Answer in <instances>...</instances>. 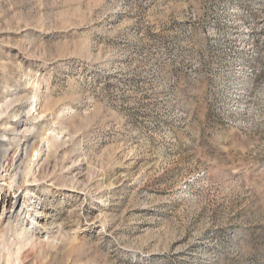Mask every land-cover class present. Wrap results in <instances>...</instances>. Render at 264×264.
Here are the masks:
<instances>
[{"label": "rangeland", "instance_id": "obj_1", "mask_svg": "<svg viewBox=\"0 0 264 264\" xmlns=\"http://www.w3.org/2000/svg\"><path fill=\"white\" fill-rule=\"evenodd\" d=\"M0 264H264V0H0Z\"/></svg>", "mask_w": 264, "mask_h": 264}, {"label": "bare ground", "instance_id": "obj_2", "mask_svg": "<svg viewBox=\"0 0 264 264\" xmlns=\"http://www.w3.org/2000/svg\"><path fill=\"white\" fill-rule=\"evenodd\" d=\"M32 156V152H31V154L30 155H28V150L27 149H24L23 150V153L22 154H18L17 155V157H15V158H17V161H19L20 160V163H22L23 161H24V158H29V157H31ZM1 157H3V160H7V157H6V154H3V156L1 155ZM4 168V166H2V169ZM18 169H19V167H18ZM30 168H28L27 170H26V172L24 173V175L25 176H28L29 175V173H30ZM18 174L17 173H15V177L17 176ZM15 182V186L16 187H18V185L16 184V181H14ZM18 183V182H17Z\"/></svg>", "mask_w": 264, "mask_h": 264}, {"label": "trees", "instance_id": "obj_3", "mask_svg": "<svg viewBox=\"0 0 264 264\" xmlns=\"http://www.w3.org/2000/svg\"><path fill=\"white\" fill-rule=\"evenodd\" d=\"M233 16H234V15H233V14H231V15H230V19H231Z\"/></svg>", "mask_w": 264, "mask_h": 264}]
</instances>
